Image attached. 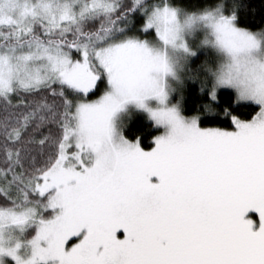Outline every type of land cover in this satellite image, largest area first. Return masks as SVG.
<instances>
[{"label": "snow or ice", "instance_id": "1", "mask_svg": "<svg viewBox=\"0 0 264 264\" xmlns=\"http://www.w3.org/2000/svg\"><path fill=\"white\" fill-rule=\"evenodd\" d=\"M0 264H264V0H0Z\"/></svg>", "mask_w": 264, "mask_h": 264}]
</instances>
